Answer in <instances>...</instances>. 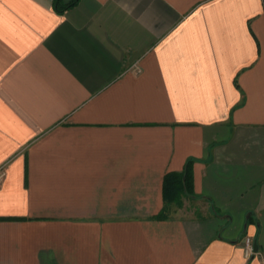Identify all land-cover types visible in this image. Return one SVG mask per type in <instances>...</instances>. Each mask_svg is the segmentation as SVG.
Returning a JSON list of instances; mask_svg holds the SVG:
<instances>
[{"label": "crops", "instance_id": "crops-1", "mask_svg": "<svg viewBox=\"0 0 264 264\" xmlns=\"http://www.w3.org/2000/svg\"><path fill=\"white\" fill-rule=\"evenodd\" d=\"M53 3L0 0V264H262L264 0Z\"/></svg>", "mask_w": 264, "mask_h": 264}, {"label": "trees", "instance_id": "trees-1", "mask_svg": "<svg viewBox=\"0 0 264 264\" xmlns=\"http://www.w3.org/2000/svg\"><path fill=\"white\" fill-rule=\"evenodd\" d=\"M78 0H71L67 3H62L60 0H54V8L57 12H63L64 10L72 7ZM192 159H188L182 171L180 172H167L163 177V208L156 218H166L165 205L173 202L178 206L181 204V197L193 195L192 189ZM218 212V210H215Z\"/></svg>", "mask_w": 264, "mask_h": 264}, {"label": "rangeland", "instance_id": "rangeland-1", "mask_svg": "<svg viewBox=\"0 0 264 264\" xmlns=\"http://www.w3.org/2000/svg\"><path fill=\"white\" fill-rule=\"evenodd\" d=\"M204 202L196 197L183 195L181 197V204L178 206L176 203L170 202L165 205V213H175L177 215H194L199 216L204 213Z\"/></svg>", "mask_w": 264, "mask_h": 264}, {"label": "built area", "instance_id": "built-area-1", "mask_svg": "<svg viewBox=\"0 0 264 264\" xmlns=\"http://www.w3.org/2000/svg\"><path fill=\"white\" fill-rule=\"evenodd\" d=\"M2 177H3V172L0 170V181H1ZM242 247H243L244 256L247 259H249L253 255L257 254V250L255 251L254 247H253V240H252L251 236H249V235H245L243 237ZM262 264H264V262Z\"/></svg>", "mask_w": 264, "mask_h": 264}, {"label": "water", "instance_id": "water-1", "mask_svg": "<svg viewBox=\"0 0 264 264\" xmlns=\"http://www.w3.org/2000/svg\"><path fill=\"white\" fill-rule=\"evenodd\" d=\"M253 247H254V250L256 251L257 250V245H256L255 242L253 243Z\"/></svg>", "mask_w": 264, "mask_h": 264}]
</instances>
